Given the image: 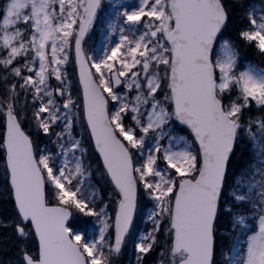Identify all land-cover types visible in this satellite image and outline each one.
Wrapping results in <instances>:
<instances>
[{
    "label": "snow or ice",
    "instance_id": "1",
    "mask_svg": "<svg viewBox=\"0 0 264 264\" xmlns=\"http://www.w3.org/2000/svg\"><path fill=\"white\" fill-rule=\"evenodd\" d=\"M238 42L264 57V0H0V264H264V68Z\"/></svg>",
    "mask_w": 264,
    "mask_h": 264
},
{
    "label": "trees",
    "instance_id": "2",
    "mask_svg": "<svg viewBox=\"0 0 264 264\" xmlns=\"http://www.w3.org/2000/svg\"><path fill=\"white\" fill-rule=\"evenodd\" d=\"M246 2L248 3H252L255 4L258 8L261 6V0H246ZM239 10L237 9V12ZM241 27V22L238 18V16H234L232 19V23L230 24V31L233 35V37L236 36V34L238 33L239 29ZM102 41V36L100 34V32L94 31L91 34V39L89 40V46L95 45V46H99L100 43ZM239 50H240V63H250L253 66L257 67V68H264V57H261L259 55V53L254 50L252 47L247 46L246 44L243 43H239ZM253 115H260V113L256 112L255 110L253 111ZM176 135H185L186 133L183 132L180 128H177L175 133ZM97 187V189L99 190V195L104 197L105 201H107V197H108V189L107 186L105 185V183L100 180L98 177H94V181H93ZM4 196L3 194H1L0 192V197ZM9 199L7 198V195L4 199L0 200V206H7L9 203ZM10 206H11V202H10ZM152 207V205L150 203H147L146 198H142L141 199V208L143 209L140 214L138 215L135 223H136V229H137V233L141 230L142 232H144L145 230H148L152 227L151 223L147 221L146 219V212L148 209H150ZM11 208V207H10ZM3 216H7L5 212H0V217ZM87 220L89 222H91L93 220L92 217H88ZM1 236H5V232L3 230H0V238ZM5 246L4 242L2 243L0 241V249H3ZM14 249V248H13ZM127 251L120 256L119 260L117 261V264H134V256H133V246L130 244V246H128ZM10 253V252H8ZM156 253H154L153 255L149 256L146 258V262L145 264H154V259L156 257Z\"/></svg>",
    "mask_w": 264,
    "mask_h": 264
},
{
    "label": "rangeland",
    "instance_id": "3",
    "mask_svg": "<svg viewBox=\"0 0 264 264\" xmlns=\"http://www.w3.org/2000/svg\"><path fill=\"white\" fill-rule=\"evenodd\" d=\"M0 183H1V194H3L4 196H1L0 197V199L2 200V199H4L5 197H6V193L4 192V189H3V185H2V181H0ZM0 212H7V214H11V208H10V205H7V206H0ZM87 219V218H86ZM11 234V232H7L6 234H5V236H1V238H0V241L3 243L5 240H6V238H7V236L8 235H10ZM128 246H130V244L128 245ZM126 251H127V249H125Z\"/></svg>",
    "mask_w": 264,
    "mask_h": 264
},
{
    "label": "bare ground",
    "instance_id": "4",
    "mask_svg": "<svg viewBox=\"0 0 264 264\" xmlns=\"http://www.w3.org/2000/svg\"><path fill=\"white\" fill-rule=\"evenodd\" d=\"M14 239L15 238L12 236V234H10V235L7 236L6 240L4 241L5 246H4L3 249H5V250L2 251L4 257L8 256L7 253L10 252L7 249H11L12 250L14 248L13 247V245H14Z\"/></svg>",
    "mask_w": 264,
    "mask_h": 264
}]
</instances>
